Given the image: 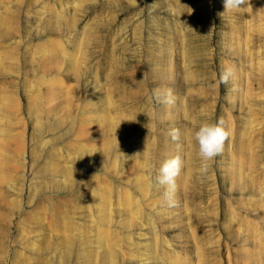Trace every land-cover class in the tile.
<instances>
[{"label": "rangeland", "instance_id": "obj_1", "mask_svg": "<svg viewBox=\"0 0 264 264\" xmlns=\"http://www.w3.org/2000/svg\"><path fill=\"white\" fill-rule=\"evenodd\" d=\"M137 2L0 0V264H264V0Z\"/></svg>", "mask_w": 264, "mask_h": 264}, {"label": "clouds", "instance_id": "obj_2", "mask_svg": "<svg viewBox=\"0 0 264 264\" xmlns=\"http://www.w3.org/2000/svg\"><path fill=\"white\" fill-rule=\"evenodd\" d=\"M138 5L137 0H130V6ZM247 5L251 7L250 0H224V9L238 10ZM234 72L232 69L223 70L218 76V83L227 84L233 77ZM154 99L159 103L171 106L175 103V97L172 91L169 89L164 93L157 91L154 95ZM173 141H178L180 138L179 130L173 129L170 132ZM230 137V131L225 125L223 118L218 119L215 122H203L194 132V139L198 147V156L201 161L200 172L206 173L209 168V163L213 161L218 155L222 154L224 150L225 142ZM183 160L180 155H175L163 162L159 168V175L156 178V184L164 187V198L168 202V205L175 206L176 201L174 194L176 190V178L179 176L183 168ZM149 169L155 168V164L150 162Z\"/></svg>", "mask_w": 264, "mask_h": 264}]
</instances>
